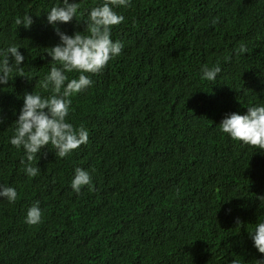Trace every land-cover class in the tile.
<instances>
[{
  "label": "trees",
  "instance_id": "trees-1",
  "mask_svg": "<svg viewBox=\"0 0 264 264\" xmlns=\"http://www.w3.org/2000/svg\"><path fill=\"white\" fill-rule=\"evenodd\" d=\"M73 2L76 18L53 26L47 14L62 0H0V50L19 45L30 76L13 71L0 84V185L18 193L14 203L0 198V264H264L249 235L264 222V151L219 126L264 106V0L114 7L124 20L111 39L123 50L100 73H84L93 83L67 118L89 140L63 159L45 147L46 158L33 161L39 174L29 177L24 150L10 143L24 96L51 94L39 82L61 42L55 29L84 32L104 0ZM25 15L30 28L15 23ZM241 42L247 52L238 54ZM217 62L216 79H202L201 69ZM76 168L92 177L79 194ZM37 202L42 220L29 225Z\"/></svg>",
  "mask_w": 264,
  "mask_h": 264
},
{
  "label": "clouds",
  "instance_id": "clouds-1",
  "mask_svg": "<svg viewBox=\"0 0 264 264\" xmlns=\"http://www.w3.org/2000/svg\"><path fill=\"white\" fill-rule=\"evenodd\" d=\"M129 3L130 0H104L102 5L91 8L82 33L76 32L73 36H69L62 33L59 28L55 29L61 42L47 53L52 59V67L48 75L39 82L40 88L51 91V94L46 97L36 93L25 94L24 106L16 121L15 133L10 140L12 146L24 150L27 161L24 171L29 177H36L39 174L40 168L33 166V161L37 155H44L46 158V154L42 153L45 147L51 145L55 149V155L48 151L47 153L63 159L80 146L87 144L89 133L85 127L80 125L77 128L67 120L70 111H74L76 106L72 104V100L84 93L93 83L84 73H100L110 59L121 54L123 44L120 41H112L111 31L114 26L123 22L124 17L113 9L126 7ZM79 8L80 4L76 2L69 3V0H62V5L54 6L48 12L47 21L53 26L68 24L76 18ZM217 22L214 19L212 23ZM15 23L30 28L33 20L30 15H25L22 19L17 18ZM20 48L19 45H12L0 50L2 57L0 84H8L13 71L18 72L19 77L30 80V76L25 74L21 66L25 57L20 53ZM235 51L238 54L246 53L247 48L241 42ZM74 71L81 74L78 79L69 80L67 73ZM201 71L202 79L214 81L221 68L217 62V65L212 67L205 65ZM219 126L221 131L232 140L264 151V106H250L244 115L232 113L226 116ZM21 163L24 164L25 161L22 160ZM91 184L90 173L82 168H76L71 182L72 190L79 194L82 188ZM17 196L15 188L0 185V198H6L9 203H14ZM41 220L42 212L37 202L28 210L26 223L37 225ZM237 223L239 224V221ZM249 235L258 252L264 254V222H258L255 230ZM256 264L262 262L257 261Z\"/></svg>",
  "mask_w": 264,
  "mask_h": 264
},
{
  "label": "rangeland",
  "instance_id": "rangeland-1",
  "mask_svg": "<svg viewBox=\"0 0 264 264\" xmlns=\"http://www.w3.org/2000/svg\"><path fill=\"white\" fill-rule=\"evenodd\" d=\"M1 116V115H0ZM1 118H2V116H1Z\"/></svg>",
  "mask_w": 264,
  "mask_h": 264
}]
</instances>
